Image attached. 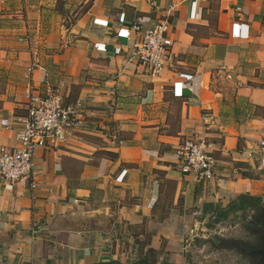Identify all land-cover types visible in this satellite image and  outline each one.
I'll use <instances>...</instances> for the list:
<instances>
[{"label": "crops", "instance_id": "1", "mask_svg": "<svg viewBox=\"0 0 264 264\" xmlns=\"http://www.w3.org/2000/svg\"><path fill=\"white\" fill-rule=\"evenodd\" d=\"M166 16L158 75L114 54ZM31 63L36 93L87 103L35 150L33 190L0 182V264H184L202 222L264 204V0H0V146L17 145ZM188 138L216 160L209 181L179 170Z\"/></svg>", "mask_w": 264, "mask_h": 264}, {"label": "built area", "instance_id": "2", "mask_svg": "<svg viewBox=\"0 0 264 264\" xmlns=\"http://www.w3.org/2000/svg\"><path fill=\"white\" fill-rule=\"evenodd\" d=\"M192 4L195 5L194 2ZM131 29L137 38L130 49L123 51L122 48L117 47L113 51L114 54L126 53L131 60L144 67L150 75H158L167 65L171 55L172 22L166 16L160 18L150 28L142 29L138 23H133ZM238 33L236 31L234 34L239 35ZM33 71L34 65L31 63L27 67L28 82L24 90L26 114L19 120L20 129L15 135L17 145L0 146V182L20 183L30 190L36 186L32 172L35 150L57 147L65 142L73 132L80 130L84 107L87 103L85 96L65 103L58 94L40 95L36 93L32 85ZM184 78L185 80L190 79L189 76ZM201 119L212 123L214 116L204 113L201 114ZM1 124L9 126L6 119L1 120ZM258 150L260 165L264 166V139L259 142ZM175 154L182 174H189L201 182L213 178L216 160L207 149L204 140L188 138L177 147ZM246 155L252 158L253 152Z\"/></svg>", "mask_w": 264, "mask_h": 264}, {"label": "rangeland", "instance_id": "3", "mask_svg": "<svg viewBox=\"0 0 264 264\" xmlns=\"http://www.w3.org/2000/svg\"><path fill=\"white\" fill-rule=\"evenodd\" d=\"M240 224V217L233 212L219 221L202 222L187 248L184 264H248L243 257L229 250L225 241H218V238L243 237Z\"/></svg>", "mask_w": 264, "mask_h": 264}, {"label": "flooded vegetation", "instance_id": "4", "mask_svg": "<svg viewBox=\"0 0 264 264\" xmlns=\"http://www.w3.org/2000/svg\"><path fill=\"white\" fill-rule=\"evenodd\" d=\"M237 215L243 237L218 238V241H225L229 250L243 257L248 264H264V204L252 205L249 213L238 212Z\"/></svg>", "mask_w": 264, "mask_h": 264}, {"label": "water", "instance_id": "5", "mask_svg": "<svg viewBox=\"0 0 264 264\" xmlns=\"http://www.w3.org/2000/svg\"><path fill=\"white\" fill-rule=\"evenodd\" d=\"M133 264H148V262L145 259H140V260H136Z\"/></svg>", "mask_w": 264, "mask_h": 264}, {"label": "trees", "instance_id": "6", "mask_svg": "<svg viewBox=\"0 0 264 264\" xmlns=\"http://www.w3.org/2000/svg\"><path fill=\"white\" fill-rule=\"evenodd\" d=\"M241 197H242V196H241ZM241 197H240V198H241ZM240 198H239V199H240ZM240 201H244V199H241ZM248 201H255V200H254V199H248ZM241 203H242V202H241Z\"/></svg>", "mask_w": 264, "mask_h": 264}]
</instances>
